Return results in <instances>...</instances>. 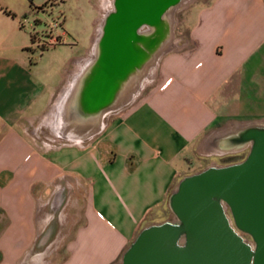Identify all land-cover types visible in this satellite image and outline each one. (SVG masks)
<instances>
[{"label":"crops","instance_id":"obj_1","mask_svg":"<svg viewBox=\"0 0 264 264\" xmlns=\"http://www.w3.org/2000/svg\"><path fill=\"white\" fill-rule=\"evenodd\" d=\"M111 2L76 0L72 16L90 27L88 46L44 62L32 20L59 5L65 27L73 7L0 0V264L48 253L51 239L65 240L54 264H115L141 229L162 222L195 159L233 153L238 131L264 125V0H211L190 12L185 39L114 118L41 137L55 98L89 64Z\"/></svg>","mask_w":264,"mask_h":264},{"label":"water","instance_id":"obj_2","mask_svg":"<svg viewBox=\"0 0 264 264\" xmlns=\"http://www.w3.org/2000/svg\"><path fill=\"white\" fill-rule=\"evenodd\" d=\"M183 1L112 0L70 94L76 123L100 126L131 102L140 78L170 48ZM240 140L251 145L246 157L183 177L168 199L176 221L141 229L119 264H264V125L247 127Z\"/></svg>","mask_w":264,"mask_h":264},{"label":"rangeland","instance_id":"obj_3","mask_svg":"<svg viewBox=\"0 0 264 264\" xmlns=\"http://www.w3.org/2000/svg\"><path fill=\"white\" fill-rule=\"evenodd\" d=\"M76 0H68V4H70L71 7L75 4ZM112 1V0H111ZM211 0H184L181 6L174 12L173 14V30H172V36H171V43L175 42L177 39L183 40L186 37L187 34V25L189 23V18L188 15L190 12L194 11L195 9H198L200 6L206 5L210 2ZM112 8V2L108 7V10L103 14L101 20L105 16V14ZM74 7L71 9L70 12H68L69 15V23L63 27L62 22L64 18V14L68 10H64L62 6L56 5L53 7H50L47 12L45 13H39L36 18L39 20V23H36L34 20L33 25H34V32L36 34L41 35L44 39H47V33L51 32L52 35L58 36L59 38V43L55 47H45L44 49L40 48L37 49V52L35 53L36 59H39L40 54L38 51H44L43 53V61L44 62H54L59 60L60 58L64 57L67 55V53L70 51V49H75L77 53H83L84 49L88 46V41L86 40V36L90 33V27H86L83 23V25L76 24V21L73 19L74 16L73 10ZM86 16V15H85ZM88 16V15H87ZM86 16V17H87ZM72 20H71V19ZM85 20V19H84ZM83 20V22H84ZM101 22V21H100ZM100 25V24H99ZM88 28V29H87ZM99 28V26H98ZM98 28L96 29L94 36H93V41H92V46H94L95 41L97 39V33H98ZM65 30V33H63ZM61 37V38H60ZM92 46L90 49H92ZM42 49V50H41ZM170 49V48H169ZM168 49V51H169ZM91 53V50L89 51V54ZM159 60V59H158ZM155 62L151 67L147 70V73L151 75L154 72V68L158 63ZM147 78V77H146ZM150 78V77H149ZM148 80H145V75L140 78L138 81L141 82V90L136 93V95L131 99V102L135 99L136 96L147 86ZM74 83V82H73ZM71 83L65 92L63 93L62 97L58 96L55 98L53 106L51 107L50 111L47 113L45 120L43 124L39 125L38 132L41 135V137L44 138V136H47V134L53 135V132L55 133L61 131H66L69 132L73 130V127H76V119L73 116V113L70 111L71 103L69 101H73V98L70 97V94L72 93L73 89ZM134 86V85H133ZM131 87V91L133 90L134 87ZM67 94L66 99L62 102L64 98V94ZM131 102H129L127 105L119 108L118 110L109 112L106 114L103 119L99 121L101 125H103L104 122L110 121L112 118L115 117L116 113L121 111L124 107L128 106ZM56 108L58 110L60 108L63 109L62 112L60 113H55ZM60 114V117H59ZM50 116V117H49ZM58 118V119H57ZM256 123L262 124L261 121H256ZM58 124V125H57ZM79 126V124H77ZM93 127H96L95 125H92ZM36 127V126H35ZM58 128V129H57ZM35 129V128H34ZM247 128H242L239 132V138L241 135L245 132ZM42 131V132H41ZM52 138V136H51ZM237 138L236 141H230L229 145L233 146L232 148L235 149L233 153L226 154L224 156H221L219 158L213 159V158H206V157H198L197 159L194 160L193 162V168L191 169L193 173H198L207 166L211 164H219V165H228V164H233V163H238L241 162L246 155L248 154L250 150V143L249 142H241V140ZM218 166V165H214ZM189 172V173H191ZM191 173V174H193ZM229 218H231L229 214ZM57 220V219H56ZM164 221H176V217L172 213L169 204H166V214L164 215V219H162V222ZM243 236L244 240L250 244L251 246H254V241L252 238L246 234V233H241ZM64 241H59V240H54L51 239L49 243V247L51 248L49 251L52 254L44 253L43 255H31L26 257L24 264L31 263V264H48L49 262L51 264L60 262L62 259L65 258L64 252H63V246H64ZM56 247H59V250H56L55 253L53 252ZM36 248V247H35ZM36 251H41L42 253L45 251V249H36ZM54 253V254H53ZM122 258V256H121ZM120 258V260H121ZM120 260H118L115 264H119Z\"/></svg>","mask_w":264,"mask_h":264},{"label":"built area","instance_id":"obj_4","mask_svg":"<svg viewBox=\"0 0 264 264\" xmlns=\"http://www.w3.org/2000/svg\"><path fill=\"white\" fill-rule=\"evenodd\" d=\"M35 35H38V34H35ZM47 36H48L47 39H44L43 37H41V35H39V38L36 41V46L44 49L45 47H55L59 43L58 36L56 37L52 35L51 32H48ZM235 231L243 238V236L241 235L242 233L241 231L237 230L236 228H235Z\"/></svg>","mask_w":264,"mask_h":264},{"label":"bare ground","instance_id":"obj_5","mask_svg":"<svg viewBox=\"0 0 264 264\" xmlns=\"http://www.w3.org/2000/svg\"><path fill=\"white\" fill-rule=\"evenodd\" d=\"M100 24V23H99ZM98 30H99V28H98ZM98 33H99V31H98ZM97 33V34H98ZM93 54V53H92ZM148 76V73L145 75V78ZM140 85H141V82L139 83V85L136 87V89L138 90L139 89V87H140ZM244 127V126H243Z\"/></svg>","mask_w":264,"mask_h":264}]
</instances>
